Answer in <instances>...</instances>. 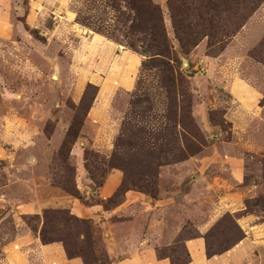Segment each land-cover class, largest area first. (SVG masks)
Listing matches in <instances>:
<instances>
[{"label":"rangeland","instance_id":"1","mask_svg":"<svg viewBox=\"0 0 264 264\" xmlns=\"http://www.w3.org/2000/svg\"><path fill=\"white\" fill-rule=\"evenodd\" d=\"M124 51L141 60L133 87L90 115L129 66ZM217 154L243 160L242 182ZM111 171L122 182L103 200ZM224 193L264 219V0H0V264H41L28 242L43 228L91 264L146 246L187 264L199 238L220 255L243 235L239 215L216 209Z\"/></svg>","mask_w":264,"mask_h":264},{"label":"crops","instance_id":"2","mask_svg":"<svg viewBox=\"0 0 264 264\" xmlns=\"http://www.w3.org/2000/svg\"><path fill=\"white\" fill-rule=\"evenodd\" d=\"M122 54L123 59L125 62H128L129 66L126 68L124 73L121 74V77H119L118 80L116 79L114 83H106L107 86L99 87L97 101L93 107L91 106L92 111L90 112V115L92 112L95 113V110H97L98 106H100V104L103 102V98L105 95H107L106 92H113L115 90L129 91L133 87L134 80L132 76L140 67L141 60L137 54L129 51H124ZM90 109L91 108H89V110ZM92 121L100 123L98 119H92ZM80 144H83V142L79 137L77 144L75 143L73 149H71L72 155L81 150V153L79 152L78 154V158H82L83 149L80 148ZM216 156L219 158L218 162L229 171L230 177H232L231 181L235 184L242 182L244 170L243 160L233 154H223L222 156L217 154ZM194 160L196 161V158ZM208 161L210 162V165L211 163L215 162L213 158H209ZM203 163L205 164V162ZM78 171L79 173L81 171L79 167ZM121 182L122 180L120 173L117 171H111L107 175L103 186L100 188L101 199L106 200L110 198L116 192ZM222 182L225 181L223 180ZM218 186L223 188V190L228 189L229 187L224 183ZM230 188L232 187L230 186ZM137 194L138 193L131 191L126 192L123 196L125 203L127 205H132L133 203H136V201L141 202V198ZM234 194L235 193H229L228 195L224 193L223 195H219L217 197L218 200L216 203V209H223L224 211L229 212L231 215H239L236 216L235 221L243 234V238L235 245L226 249L227 251H225V253L214 255L212 257H207L204 254L205 239L199 238L188 241L185 243V247L189 252V262L187 264H248L250 260L252 261V256L254 254L259 253V256H262V252H264V219L253 213H244L247 210L245 204L242 202V200H240L241 198ZM115 211L116 210L113 212ZM71 212L77 217L86 219H95L100 217L98 206H93L89 209H82L75 205ZM101 213L108 214L109 211H103ZM213 225V222H208L205 225L200 226L197 229L198 234H207ZM29 244L31 246L30 250L33 251L34 257L38 258L41 264H84L80 258L69 259L66 255L64 247L61 244L52 243L43 245L41 241L35 238H32L28 242V245ZM3 264H35V262L29 261V263H24V261H19L17 263L12 261L11 263L9 262ZM36 264L40 263L36 262ZM112 264H170V262L168 259H159L156 256L155 250L152 247L146 246L141 247L139 252H137L135 255H130L129 257L113 262Z\"/></svg>","mask_w":264,"mask_h":264},{"label":"trees","instance_id":"3","mask_svg":"<svg viewBox=\"0 0 264 264\" xmlns=\"http://www.w3.org/2000/svg\"><path fill=\"white\" fill-rule=\"evenodd\" d=\"M161 25V24H160ZM161 27V26H160ZM155 28H157L156 26H155ZM74 128L73 129H71V131H69V133H68V135H67V137L69 136V138L71 139L70 141L72 142L71 144H74V142L76 141V139H77V135H78V133H74ZM71 150V149H70ZM106 179V178H105ZM103 183L104 182H102V184L99 186V187H101L102 185H103ZM74 190H75V186H74ZM127 191H124L123 193L125 194ZM78 192H77V190H75V197L76 198H78V200L80 199L78 196ZM53 213V211H50V210H47V211H45V216L47 217V216H49V215H51ZM75 218V217H74ZM75 220L76 221H78L79 219H77V218H75ZM83 222L85 223V222H87V220H83ZM49 228H50V230H51V232H54V228H53V226L51 225V226H49ZM45 228H43L42 230H41V232H40V235H38L39 236V239H40V241H41V243L43 244V245H48V244H52V243H57V240H54V239H52V238H50L49 236H47V231H45L44 230ZM34 231V233L35 234H37V229H34L33 230ZM56 233V232H55ZM243 238V235H242V237L240 238V239H238L237 241H236V243L237 242H239L241 239ZM66 240H68V239H66V238H64V240L63 239H59V241L62 243V245H63V247H64V250H65V252H66V255H67V257L69 258V259H72V258H82L81 260L83 261V263L84 264H91L90 262H86V260L84 259V256H82L81 254H79V251L80 250H78L79 248L77 247V246H71V244L69 243H67L66 242ZM235 243V244H236ZM234 244V245H235ZM233 246V245H232ZM75 247H77V250H74L75 249ZM73 249V250H72ZM209 256L210 257H212V256H214L213 254H209ZM85 261V262H84ZM109 264H112V263H109Z\"/></svg>","mask_w":264,"mask_h":264}]
</instances>
